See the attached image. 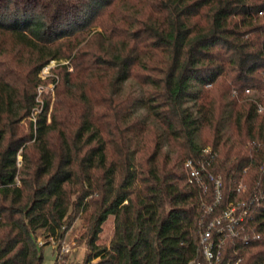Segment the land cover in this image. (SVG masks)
I'll use <instances>...</instances> for the list:
<instances>
[{
    "label": "trees",
    "instance_id": "obj_1",
    "mask_svg": "<svg viewBox=\"0 0 264 264\" xmlns=\"http://www.w3.org/2000/svg\"><path fill=\"white\" fill-rule=\"evenodd\" d=\"M63 59L50 122L44 103L24 132L36 74ZM242 202L212 264H264V0H0V264H43L37 232L79 211L82 264H209L201 235Z\"/></svg>",
    "mask_w": 264,
    "mask_h": 264
},
{
    "label": "rangeland",
    "instance_id": "obj_2",
    "mask_svg": "<svg viewBox=\"0 0 264 264\" xmlns=\"http://www.w3.org/2000/svg\"><path fill=\"white\" fill-rule=\"evenodd\" d=\"M99 30V29H98ZM22 55L27 56L26 52L22 50ZM61 65H68L67 59L63 60H49L48 63L41 68L36 74V79L39 83L36 87L35 103L37 106L32 111L31 115L18 123V126L28 129V123L34 122L36 115L41 111L44 103H48L49 109L47 114V123L50 122V112L52 111L53 102L55 99V86L58 83L57 70ZM11 66L16 71L19 78L24 81V78L33 79L34 74L30 71L29 59H12ZM68 72L72 73V67L67 68ZM120 95L141 94V87L135 81H127L120 86ZM135 114L139 117H146L145 111L137 108ZM167 148V147H166ZM18 167L21 166L22 156L17 157ZM89 225V216L82 211L73 215V220L67 231L64 232L61 238L55 236H48L43 230L37 232L36 241L40 248H42L43 264H82L87 253L86 247V231ZM113 233V217H109L102 225V231L99 235L98 245L108 246ZM94 260L93 262H96Z\"/></svg>",
    "mask_w": 264,
    "mask_h": 264
},
{
    "label": "built area",
    "instance_id": "obj_3",
    "mask_svg": "<svg viewBox=\"0 0 264 264\" xmlns=\"http://www.w3.org/2000/svg\"><path fill=\"white\" fill-rule=\"evenodd\" d=\"M209 148L203 150V153H208ZM187 166H191L187 162ZM190 176L195 178L197 176L196 170L190 168ZM216 188L215 202L214 205L218 204L221 199V187L222 182L220 179L214 181ZM240 188V187H239ZM240 210V213L237 215V211ZM248 206L245 203H239L237 205H231L221 216L212 220L209 225L206 227L205 231L200 238V254L202 259L209 263H217L221 259V252L223 245L226 240L229 238L236 237L240 232L244 231V219L247 216ZM208 211H212V207L208 208ZM255 238L258 235L254 236ZM242 240L246 242L248 240L247 236H242ZM240 259L235 263L238 264ZM188 264H201L200 262L191 260Z\"/></svg>",
    "mask_w": 264,
    "mask_h": 264
}]
</instances>
